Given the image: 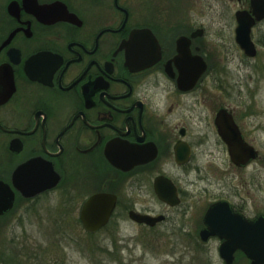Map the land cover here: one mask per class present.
Wrapping results in <instances>:
<instances>
[{"label": "flooded vegetation", "instance_id": "obj_1", "mask_svg": "<svg viewBox=\"0 0 264 264\" xmlns=\"http://www.w3.org/2000/svg\"><path fill=\"white\" fill-rule=\"evenodd\" d=\"M262 135L264 0H0L11 257H41L18 226L61 193L90 264H264V196L247 180L234 193L232 176L264 168ZM102 193L112 210L90 230L81 215ZM256 221L241 240L209 228Z\"/></svg>", "mask_w": 264, "mask_h": 264}, {"label": "rangeland", "instance_id": "obj_2", "mask_svg": "<svg viewBox=\"0 0 264 264\" xmlns=\"http://www.w3.org/2000/svg\"><path fill=\"white\" fill-rule=\"evenodd\" d=\"M264 142V135L262 139ZM264 154V149H263ZM264 157V156H262ZM207 160V159H205ZM204 160V161H205ZM253 167L250 170L243 171L235 167L232 168L233 192L238 189L242 191V183L247 180L248 193L251 197L259 198L261 193L264 196V168L259 172ZM259 201V199H258ZM50 207L40 210V213L30 214L23 221L24 225L18 227H30V235H40L41 257L33 260L32 258H22L18 260L7 253V232L0 233V264H90L82 256L80 244L85 238L83 237L84 229L79 220L78 212L72 216L66 213V201L62 198L61 193H57L54 199H51ZM173 227H159L158 230L171 229ZM126 235L135 231L134 227H125ZM176 239V238H174ZM12 247L11 251H16L18 247ZM17 253V252H16ZM156 259H165L166 254L162 257L159 254L154 255Z\"/></svg>", "mask_w": 264, "mask_h": 264}, {"label": "water", "instance_id": "obj_3", "mask_svg": "<svg viewBox=\"0 0 264 264\" xmlns=\"http://www.w3.org/2000/svg\"><path fill=\"white\" fill-rule=\"evenodd\" d=\"M229 144L231 146V143H229ZM231 152L234 155V160H235L236 152L234 151V149H231ZM253 153H256V152H252V155L254 156ZM102 201L104 202V207H103V209L98 210L97 209V203L102 202ZM108 201H110L109 195L102 193V194H98V195L93 196L91 198V200L87 203V205L85 206L86 211L83 210L81 218L83 219L85 226L88 229L95 230L107 222V220L109 219L111 210H112V205H113V201L109 205L107 204ZM215 208H216V206L211 207L207 214L210 216L214 212ZM143 217L144 216H142V218ZM262 223H264V217L259 218V222H258L259 226ZM256 224H257V221L254 222V224H253L254 226L250 225V227H209V228L212 230V232L226 234V237L229 240H233L234 237L232 234H234L237 231L238 232L249 231V232L256 233L257 230H262L263 227H255ZM234 239L241 240V237L240 238H234ZM254 239H256V236L254 237Z\"/></svg>", "mask_w": 264, "mask_h": 264}]
</instances>
